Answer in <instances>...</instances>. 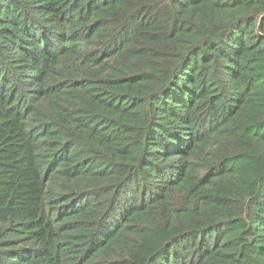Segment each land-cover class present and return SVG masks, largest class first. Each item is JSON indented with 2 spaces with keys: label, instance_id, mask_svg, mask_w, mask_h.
Listing matches in <instances>:
<instances>
[{
  "label": "trees",
  "instance_id": "obj_1",
  "mask_svg": "<svg viewBox=\"0 0 264 264\" xmlns=\"http://www.w3.org/2000/svg\"><path fill=\"white\" fill-rule=\"evenodd\" d=\"M0 264H264V0H0Z\"/></svg>",
  "mask_w": 264,
  "mask_h": 264
}]
</instances>
